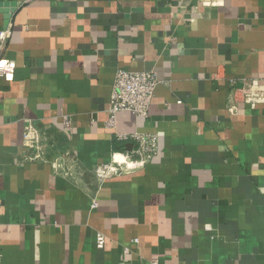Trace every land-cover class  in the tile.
<instances>
[{
    "label": "crops",
    "instance_id": "1",
    "mask_svg": "<svg viewBox=\"0 0 264 264\" xmlns=\"http://www.w3.org/2000/svg\"><path fill=\"white\" fill-rule=\"evenodd\" d=\"M6 29L0 264H264V103L227 112L232 84H264V0H0ZM120 69L159 84L147 117L111 130ZM144 133L156 157L98 182L137 147L119 135Z\"/></svg>",
    "mask_w": 264,
    "mask_h": 264
},
{
    "label": "built area",
    "instance_id": "2",
    "mask_svg": "<svg viewBox=\"0 0 264 264\" xmlns=\"http://www.w3.org/2000/svg\"><path fill=\"white\" fill-rule=\"evenodd\" d=\"M203 5H215L220 0H198ZM10 37V30L0 31V51L6 46L7 40ZM11 63L0 61V77L7 76L13 69ZM158 80L154 72H127L117 70L114 75V82L110 97V106L108 108V118L105 123L107 129H114L116 116L120 112H129L134 116L145 118L148 115L152 104L155 90L158 86ZM228 96L227 112L235 115L237 105L239 103L254 106L264 103V84L256 81H249L241 87L232 84ZM180 104V102H177ZM64 129L68 133H72V122L68 116L60 117ZM24 142L28 147L38 149V132L32 124H28L24 128ZM121 140L128 138L133 139L137 147L131 152H114L111 161L107 164L97 166L93 170V175L98 182L106 179L121 176L123 174L133 173L144 167L158 152V139L155 134H134V135H119ZM39 156L34 157V159ZM96 201L93 200L91 208H96ZM106 237L103 233H97L95 237V247L98 250L104 248ZM124 254L128 253L125 249ZM152 264H157L156 260Z\"/></svg>",
    "mask_w": 264,
    "mask_h": 264
}]
</instances>
